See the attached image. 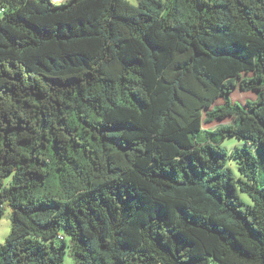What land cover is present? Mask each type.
I'll use <instances>...</instances> for the list:
<instances>
[{"label": "trees", "instance_id": "16d2710c", "mask_svg": "<svg viewBox=\"0 0 264 264\" xmlns=\"http://www.w3.org/2000/svg\"><path fill=\"white\" fill-rule=\"evenodd\" d=\"M138 1L0 0V264H264V0Z\"/></svg>", "mask_w": 264, "mask_h": 264}, {"label": "rangeland", "instance_id": "374dc122", "mask_svg": "<svg viewBox=\"0 0 264 264\" xmlns=\"http://www.w3.org/2000/svg\"><path fill=\"white\" fill-rule=\"evenodd\" d=\"M63 1L64 0H54V2L56 3H62ZM128 1L135 5L139 3L138 0H128ZM256 97H257L256 92H244V91H241L239 88H236L232 94L233 102H238L242 105H245L246 102L249 100L256 99ZM223 103H224L223 99H220L216 102L215 105H221ZM232 121L233 119L231 118H228L225 120H218L213 123H205L203 127L204 129H215L219 125L232 123ZM221 145L223 148L227 149L231 155L238 153L239 152L238 149H241L240 150L241 152L243 149L251 150L255 155H258V156H260L261 153L264 151V149H262L261 147L246 144L245 142L239 141L238 139L233 138V137L226 138L225 140L221 142ZM230 166L236 171L237 176L240 177V173L238 171L239 167L237 165L236 159L231 160ZM10 182H11V179L10 181L9 179H7L6 181L7 185H9ZM242 198L247 202L249 201L246 195H242ZM11 227H12L11 210L9 207H7L6 209H4L2 219L0 220V245L6 243V240L11 233ZM65 264H77V263L75 259L73 258V256L68 254L65 257Z\"/></svg>", "mask_w": 264, "mask_h": 264}]
</instances>
